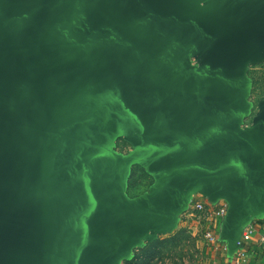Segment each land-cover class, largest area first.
<instances>
[{"label":"water","instance_id":"water-1","mask_svg":"<svg viewBox=\"0 0 264 264\" xmlns=\"http://www.w3.org/2000/svg\"><path fill=\"white\" fill-rule=\"evenodd\" d=\"M231 22L264 26V0H0V264L123 257L147 216L110 205L112 128L138 127L178 182L198 148L233 169L264 150V116L242 132L232 101L182 71L196 45L235 39Z\"/></svg>","mask_w":264,"mask_h":264},{"label":"rangeland","instance_id":"rangeland-1","mask_svg":"<svg viewBox=\"0 0 264 264\" xmlns=\"http://www.w3.org/2000/svg\"><path fill=\"white\" fill-rule=\"evenodd\" d=\"M194 4L203 8L200 2ZM225 27L236 32L235 39L210 50L196 45L183 54L182 71L188 82L201 79L211 84L212 103L231 100L236 127L246 132L264 116V35L236 22ZM108 159L118 182L111 207L120 215L147 216L135 242L111 264H210L207 242L187 220L194 203L189 178L171 179L145 150L138 127L111 129Z\"/></svg>","mask_w":264,"mask_h":264},{"label":"crops","instance_id":"crops-1","mask_svg":"<svg viewBox=\"0 0 264 264\" xmlns=\"http://www.w3.org/2000/svg\"><path fill=\"white\" fill-rule=\"evenodd\" d=\"M254 31H262L259 23L246 25ZM199 170L187 177L190 191L193 189L194 203L188 215L192 231L199 232L209 246L210 264H236L234 241L247 228H253L247 245L246 264H264V247L260 233L264 227V150L260 153H237L240 169L223 161L215 153H202ZM194 173V174H193ZM201 203L203 210H195ZM223 207L224 212L217 215ZM215 237L212 244L206 235Z\"/></svg>","mask_w":264,"mask_h":264},{"label":"built area","instance_id":"built-area-1","mask_svg":"<svg viewBox=\"0 0 264 264\" xmlns=\"http://www.w3.org/2000/svg\"><path fill=\"white\" fill-rule=\"evenodd\" d=\"M194 208L195 210L201 211L203 210V205L201 203H197L194 205ZM223 212H224V208L221 207L216 213L217 215H221L223 214ZM254 231L255 230L253 228L245 229L241 237L236 241L237 249L235 251V255L238 259L236 264H246L245 258L247 254V245ZM206 240L212 244L213 243L216 244L215 237L210 234L206 235ZM260 243L264 247V227L262 228L261 233H260Z\"/></svg>","mask_w":264,"mask_h":264}]
</instances>
